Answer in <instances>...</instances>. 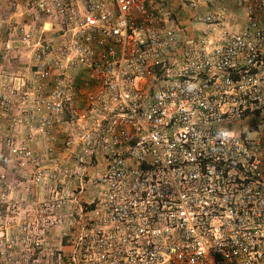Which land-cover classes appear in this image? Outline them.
Masks as SVG:
<instances>
[{
	"label": "built area",
	"instance_id": "built-area-1",
	"mask_svg": "<svg viewBox=\"0 0 264 264\" xmlns=\"http://www.w3.org/2000/svg\"><path fill=\"white\" fill-rule=\"evenodd\" d=\"M208 1L14 0L33 77L9 130L49 136L69 115L62 152L97 192L52 222L59 264H264V0H239L237 29ZM9 149L37 178L60 168L29 141Z\"/></svg>",
	"mask_w": 264,
	"mask_h": 264
},
{
	"label": "rangeland",
	"instance_id": "rangeland-1",
	"mask_svg": "<svg viewBox=\"0 0 264 264\" xmlns=\"http://www.w3.org/2000/svg\"><path fill=\"white\" fill-rule=\"evenodd\" d=\"M11 1L9 0L11 5L8 4V8H2L7 17H13L17 13L14 1ZM208 5L213 12L226 16V24L234 26L235 29L244 25V11L239 5V0H209ZM169 8L173 11L176 9L174 12L178 14L181 25L187 28L190 23L188 10L178 8L177 5H169ZM11 26L14 27L12 24ZM46 29L48 30L49 26ZM14 49L29 53L20 41L15 42ZM20 57L19 54L13 60L19 61ZM15 71L26 72L23 69ZM16 77L23 79L22 84L25 82L23 75L16 74ZM25 91V88H21L17 97L22 98ZM20 102V110L30 108L26 98ZM15 107L16 105L14 109ZM15 116L2 117L0 121H9L12 128L10 120ZM69 118L68 115L66 119L69 124L65 125L67 131L60 127V122L49 136L39 134L34 126L25 122L19 124L14 132L9 130L10 127L7 133L0 132V264H59V250L65 249V255L70 253L69 238H65L63 242L62 227L52 222L61 219L72 222L73 210L78 209L79 204L88 207L97 192L91 177H88L90 180L82 181L84 189L81 190L75 157L73 154L62 152V143L74 131ZM31 131L40 136L38 140L32 137ZM23 141H29L33 149L49 155L53 162L61 164L59 170L53 171L55 173L51 179L37 178L31 165L25 164V160H20L18 156H11L9 142L18 145ZM53 162H50V165L55 168L57 164L54 166L51 164ZM40 242L42 244L37 245Z\"/></svg>",
	"mask_w": 264,
	"mask_h": 264
},
{
	"label": "crops",
	"instance_id": "crops-1",
	"mask_svg": "<svg viewBox=\"0 0 264 264\" xmlns=\"http://www.w3.org/2000/svg\"><path fill=\"white\" fill-rule=\"evenodd\" d=\"M14 1V0H12ZM11 1V2H12ZM150 1H147V4L150 5ZM11 5L9 0H0V95L3 94H10V91L13 88H23L22 82L23 79H18L16 77V74L23 75L25 77V80H28L29 78L33 77L32 73V65H33V60L31 58L32 53L29 51L25 52L23 50H16L15 48V42L20 41L21 39L19 34L17 33V30L11 26L13 22V18L18 15H14L13 17H7L8 15L3 13L5 10H2L3 6H8ZM13 4V3H12ZM173 4V3H172ZM174 6L177 4H173ZM178 6V5H177ZM11 8H9L10 11ZM8 11V12H9ZM13 25V24H12ZM190 26H188L189 28ZM22 44V43H21ZM23 46V44H22ZM26 48V47H25ZM27 49V48H26ZM21 55L20 60H13V58H17L18 55ZM28 67V68H27ZM17 69H23L24 73L21 71H15ZM29 77V78H28ZM28 78V79H27ZM24 90V89H23ZM25 92L22 98L16 97L15 100L16 102V107L14 109V113L12 115H18L21 110H20V105H21V100H25ZM20 100V101H19ZM19 101V102H18ZM10 127L9 121L6 120H1L0 121V132H5L7 133L8 128ZM68 127V126H67ZM35 129V128H34ZM36 132L31 131V135L35 140H38L37 138L40 136H37L38 134H35ZM36 135V136H34Z\"/></svg>",
	"mask_w": 264,
	"mask_h": 264
},
{
	"label": "clouds",
	"instance_id": "clouds-1",
	"mask_svg": "<svg viewBox=\"0 0 264 264\" xmlns=\"http://www.w3.org/2000/svg\"><path fill=\"white\" fill-rule=\"evenodd\" d=\"M33 66V65H32ZM32 73H33V69H32Z\"/></svg>",
	"mask_w": 264,
	"mask_h": 264
}]
</instances>
